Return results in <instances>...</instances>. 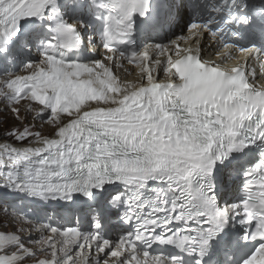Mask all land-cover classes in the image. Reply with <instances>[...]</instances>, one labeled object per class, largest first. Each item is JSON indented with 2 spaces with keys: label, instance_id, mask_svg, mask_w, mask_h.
I'll use <instances>...</instances> for the list:
<instances>
[{
  "label": "snow or ice",
  "instance_id": "obj_1",
  "mask_svg": "<svg viewBox=\"0 0 264 264\" xmlns=\"http://www.w3.org/2000/svg\"><path fill=\"white\" fill-rule=\"evenodd\" d=\"M261 257L264 0H0V264Z\"/></svg>",
  "mask_w": 264,
  "mask_h": 264
}]
</instances>
